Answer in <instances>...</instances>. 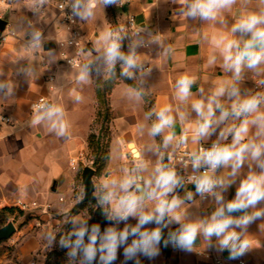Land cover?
<instances>
[{
  "label": "crops",
  "instance_id": "0c3cea01",
  "mask_svg": "<svg viewBox=\"0 0 264 264\" xmlns=\"http://www.w3.org/2000/svg\"><path fill=\"white\" fill-rule=\"evenodd\" d=\"M262 9L264 3L261 0H237L230 9L222 10L217 20L201 21L186 18L179 0H130L123 9H118L116 22L92 20L93 52L85 56L84 64L88 66L89 75L81 81L78 76L84 65L69 68L59 58L52 56L57 47L45 52L43 47L35 50L30 45L34 31L47 30L42 38L43 45L52 41L55 46L58 40L67 37V31L59 30L48 20L35 15L33 0H13L1 7L3 18L15 35L0 44V83L6 85L4 90H0V117L8 120L0 122V212L5 207L18 208L17 202L25 201L50 205L53 211L62 216L60 221L36 210L37 214L32 216H40L43 221L38 224L40 229L35 233L30 231L31 224L17 229L14 237L21 238V241L15 253L20 256L22 264L36 263L33 257L44 244L42 236L48 232L53 239L68 221L70 211L84 200L82 172L86 166L82 167L79 163L91 152V134L107 146L108 151V160L100 175L92 166L95 170L93 182L96 177L102 190H111L118 197L123 194L119 184L124 178L139 177L129 191L142 196L138 186H143V194L151 191L147 181L152 177L161 154L166 155L176 146L175 141L167 148L163 146V136L173 129H165L164 133L155 137L149 135L151 125L157 120L156 112L161 108L168 106L172 109L176 118L175 128H179L176 136L188 130L193 147L199 142H214L223 128L232 123L239 124V120L229 118L211 137L193 143L191 128L198 118L191 104L197 99H206L219 85L233 83L232 72L223 68L219 41L221 37L248 39L247 35L232 33L231 29L243 15L259 13ZM127 15L135 18L141 30L139 36L122 40V51L128 54L134 47L139 60V67L133 69L132 78L122 74L120 62L114 70H109L103 57V34L108 30H122L124 37ZM83 28L88 33L89 29L84 25ZM213 56L216 60L210 63ZM182 75L195 77L191 86L192 95L186 101L178 99L176 92V81ZM49 76H54L55 81L49 82ZM106 81L112 83L107 94L109 127L105 131H97L93 129L99 112L97 85ZM261 81H264V64L256 70L244 68L236 87L242 98L246 94H264V83L257 86ZM41 96L48 97L54 105L63 109V120L67 124L64 136L57 135L47 120L32 124L36 114L32 104ZM77 96L80 97L79 101L75 99ZM221 100L226 107L231 102L226 97ZM261 110L264 111V105H261ZM181 116L184 118L181 119ZM254 132L255 128H250L249 135ZM231 139L229 135L222 143H231ZM72 160L78 162L75 169L71 165ZM141 162L146 165L142 170L137 167ZM80 188L82 190L78 192ZM182 193H176L175 189L170 194L169 199L175 196L183 203L166 218L165 223L173 215H180V221L166 227L159 225L169 246L172 244L170 233L176 232L182 223L199 222L212 214L208 202H201L197 194L195 198L187 199L183 198ZM116 203L114 198L108 204L112 216ZM155 203L154 198L145 195L142 211L150 212ZM257 207L264 208V202ZM84 216V212H81L73 218V231L85 225ZM137 223L136 216H129L126 224L111 219L97 241V264H169V257L164 254L160 242L155 255L137 250L130 257L126 256L125 249L136 238L133 235L126 241L118 242L114 259L101 258L107 255V249L102 248L101 244L105 242L109 228L119 233L126 226L131 229ZM156 227L158 225L153 222L143 225L141 230ZM243 235L251 244L245 256L246 264H264V219L251 223ZM198 251L213 252L217 256L221 253L216 237L207 239L199 234L190 251L182 249L176 254L174 264H211L209 259L197 256Z\"/></svg>",
  "mask_w": 264,
  "mask_h": 264
},
{
  "label": "clouds",
  "instance_id": "9594fccd",
  "mask_svg": "<svg viewBox=\"0 0 264 264\" xmlns=\"http://www.w3.org/2000/svg\"><path fill=\"white\" fill-rule=\"evenodd\" d=\"M37 2L43 5L47 0H37ZM117 2L118 0H69L72 14L81 19L92 17L98 3L108 6L117 4ZM261 2L264 3V0ZM179 3L183 6V15L186 18L215 21L220 17L222 10L230 9L237 3V0H179ZM121 31L108 30L103 34V57L109 70H114L115 65L120 62L122 63V74L132 78L133 69L139 67V60L134 47L128 54L122 51ZM231 31L249 37L246 40L221 37L219 41L222 46L223 68L232 72L233 83L221 84L206 99H197L191 104L198 118L191 128L193 143L211 137L229 118L240 121L239 124L232 123L219 131L218 138L211 144V147H200L189 154L191 167L196 173L189 179L194 184L196 193L201 197L205 194L213 196L218 206L206 219L194 223H182L176 232L170 233L169 238L175 245L190 251L199 234L207 239L216 237L219 250H227L230 258L235 259L245 255L251 247L250 241L243 235L248 226L258 219H264V208L257 207L258 204L264 202V111L261 110V105H264V94H246L242 98L239 88L236 87V82L241 79L244 68L256 70L264 64V9L259 13L249 12L243 15L233 25ZM41 43V32L34 31L31 46L39 48ZM215 60V56L211 57L210 63H214ZM88 75V66L84 65L78 79L84 81ZM194 82L195 77L189 75H182L177 79L178 99L186 101L192 95L191 86ZM259 83H264V81ZM5 88L6 85L0 83V90ZM222 97L231 101L228 107L222 102ZM75 99L79 101L80 97L77 96ZM35 111L32 124H40L47 120L57 135L66 134L67 124L63 120L64 113L61 107L41 103L36 106ZM156 117V122L149 130L150 136L160 135L165 132V129H174L176 118L170 107L161 108L156 112ZM183 118L181 116V119ZM250 128H255L252 135H249ZM229 135L232 137L231 143H222ZM188 140V130H185L179 137L169 131L163 136V146L167 148L174 141L180 145H187ZM163 158L161 154L152 177L147 181L151 191L145 195L156 200L150 212L142 211L144 197L129 191L140 179L139 177H126L120 182L119 188L122 195L117 197L113 191L109 190L103 196L104 203L111 204L114 198L117 200L114 215L110 219L126 221L129 216H136L138 223L131 229L126 226L119 233L114 228H109L105 234V242L101 244L102 248L107 249V255L102 256V259H114L118 242L126 241L129 235L136 238L125 249L126 256L130 257L137 250H142L148 255H155L157 254L156 246L161 239L159 225L166 227L167 224L180 221V215H173L165 223L166 218L175 213L183 201L175 196L169 199L170 194L182 185V180L173 168L163 163ZM168 158L171 159V155ZM249 159L255 162L260 171L256 172L250 167L246 177L240 181L236 189L235 198L225 202L221 192L226 191L235 182L239 170ZM137 167L142 170L146 165L141 162ZM222 167L231 169L230 179L226 180L215 175L216 170ZM201 169L205 170L201 172ZM187 198H192L191 192L188 193ZM236 212L242 215L234 216L233 213ZM153 222L158 227L152 230H141L143 225ZM87 231L85 225L75 229L72 233L76 237L74 243H70L69 239H61L62 247L72 248L70 256H75L76 250L82 247L85 258L88 260L93 258L99 228L95 225L92 227L89 243L84 245V236Z\"/></svg>",
  "mask_w": 264,
  "mask_h": 264
},
{
  "label": "built area",
  "instance_id": "2783aa9c",
  "mask_svg": "<svg viewBox=\"0 0 264 264\" xmlns=\"http://www.w3.org/2000/svg\"><path fill=\"white\" fill-rule=\"evenodd\" d=\"M11 1L13 0H0V20H5L3 18V13H1V7L9 4ZM129 3L130 0H118L117 4L113 5L118 9H123L124 6ZM33 9V13L35 15H38L41 19L48 20L59 30L67 31V37L56 42L60 62L72 69L80 68L81 66H83L85 64V56L87 54H91L90 47L92 46V38L85 32L81 18L72 14L69 0H47V2L43 5H39L37 0H33ZM123 30L125 31L123 38L126 41L133 39L134 37H137L141 34V30L138 27L135 18L131 15H127ZM37 31L41 32L43 38L47 30ZM14 35L15 34L10 31L9 24L7 23L5 29L0 35V44L5 43L8 40L9 36ZM42 47L43 40L41 46L34 49L41 50ZM48 81L54 82L55 77L49 76ZM257 86H262V83H257ZM41 103L54 105L51 99L46 96H41L32 104V110L35 111L36 106ZM0 122L5 123L8 122V120L4 116H1ZM212 143L213 142H199L195 147H193L189 140L187 145H180L175 142V148L166 154L165 164H168L171 168H173L176 171L178 177L182 180V185L176 188L178 192H181L183 189H187L188 191L196 193L195 186L189 179L192 175L196 174L191 167L189 154L200 147L209 148L211 147ZM169 155H171V159L168 158ZM77 164V160L71 161V165L74 169L76 168ZM204 170L205 169H201L200 171L202 172ZM218 171L219 169L216 170V176L218 174ZM192 186L194 187V190H189V188ZM196 194L201 202H209L215 200L213 196H209L207 194H205L204 197H201L198 193ZM16 205L24 213L41 210L44 215H49L52 218L50 205H42L38 202L27 203L25 201H18ZM121 222L126 224L127 220H121ZM130 236L131 235H129L128 237ZM170 247L173 253L179 254L182 251V248L175 245L174 243H172ZM224 252L228 251H221V256H217L213 252L198 251L197 256L209 259L211 261V264H227L230 261L234 262V264H246L245 256L247 253L238 258L231 259L230 257H224ZM30 264L36 263L32 262Z\"/></svg>",
  "mask_w": 264,
  "mask_h": 264
},
{
  "label": "rangeland",
  "instance_id": "374dc122",
  "mask_svg": "<svg viewBox=\"0 0 264 264\" xmlns=\"http://www.w3.org/2000/svg\"><path fill=\"white\" fill-rule=\"evenodd\" d=\"M117 11L118 8H116L114 5H108V6H104L100 3L97 4V7L94 10V14L92 17L87 18V19H81L83 22V25L88 28V33L87 35L90 36L91 38L93 37V25H92V20H97L98 22H103L106 21L107 19L109 20V22L113 23L116 22V18H117ZM90 51L93 52V46L90 47ZM90 52V53H91ZM52 56L54 58H59V53L58 50L54 51L52 53ZM109 122L108 120H103V118H100L99 120H96L95 124L93 125V129L97 130V131H105L108 127H109ZM217 140V139H216ZM94 157L92 155V152H88L87 155L84 156L83 161H81L79 163L80 166H90L92 167V161L94 160ZM163 159H166V155L163 154ZM250 167L252 170L259 172V168L256 167L255 162L251 161L250 159L247 160L245 162V164L243 165V167L239 170L238 175L235 177V182L232 183L226 191H222L221 194L224 198V201L227 202L231 199L235 198V193H236V189L239 186L240 181L246 177L247 173L250 170ZM231 169L230 168H219L217 177H221L224 179H230L229 173H230ZM94 182L96 185V197L98 196L99 192L102 190L101 189V185L98 182V179L95 177L94 178ZM81 188L78 189V192H81ZM219 191V189H218ZM182 194H183V198H187V195L189 192L187 189H183L182 190ZM192 193V198L196 197V193L195 192H191ZM188 199V198H187ZM86 202H90L87 203L85 205V208L82 212H84L85 216V222L88 224L89 228L87 233L84 236V245H87L89 243V236L91 234L92 231V227L98 226L99 228V232L101 230V224H102V216L100 217H96L93 213L95 212L96 209V205L97 202H93V201H86ZM39 203V202H38ZM43 204V203H42ZM209 206H210V211H212V213L215 211V209L217 208V202L216 200L210 201L208 202ZM51 210V214H52V218L58 219V220H62V216L58 215L55 211ZM112 213V212H111ZM37 214L36 211L33 212H25L24 216H12L9 217L6 221L7 223L12 221L16 228L19 229L22 226H20V224H22L24 221L27 222V224H31L30 226V231L32 232H36L37 229H40V224L43 223V221L40 219V216L33 217L32 215ZM112 216V215H111ZM129 219V217H128ZM35 220V221H34ZM81 221V220H80ZM99 221V222H98ZM6 223V224H7ZM110 223H111V219H110ZM109 223V224H110ZM129 220H128V224H129ZM39 224V225H38ZM70 225V229H67V226ZM18 232V230H17ZM61 232L60 236H57V234ZM98 232L97 234V239L94 245L95 248V252H94V256L91 260H88L85 258L84 252L82 247L80 249L76 250V255L75 256H70L69 253L72 251L71 247H62L60 244L61 239H69L70 243H74L76 237L74 235H72L73 233V219L72 221H67L61 228L60 230L56 233V235L54 236L53 239H51L52 237H50L51 235H49V233H45L42 237L43 243L40 246V249L38 251V253L36 255H34V259L36 261V264H57L60 260H64L65 264H97V241L99 239V236L101 235ZM16 235V233L9 239V240H5V241H1L0 243V264H22L21 263V258L20 256L15 253L17 245L20 243L21 238L19 239H15L16 237H14ZM52 240V241H51ZM172 256V257H171ZM168 259L169 264H174V261L176 260V253H172ZM218 256H221V253H218ZM103 263V262H102Z\"/></svg>",
  "mask_w": 264,
  "mask_h": 264
},
{
  "label": "trees",
  "instance_id": "16d2710c",
  "mask_svg": "<svg viewBox=\"0 0 264 264\" xmlns=\"http://www.w3.org/2000/svg\"><path fill=\"white\" fill-rule=\"evenodd\" d=\"M112 88L111 81H106L104 83H99L97 85V98L99 102V112L97 120L100 118H103V120H109V107L107 104V94ZM89 148L92 152V155L95 156L94 160L92 161V166L96 170L97 175H100L103 171V169L106 166L107 160H108V151L107 146L102 145L97 137L94 134H91L89 137ZM163 163H165V160H163ZM178 191L176 190V193ZM104 190H101L97 196V204L95 212L93 213L96 217H103L102 218V226L100 230V234L104 233L106 227L110 223V217H111V210L108 205V203H104L102 198L106 194ZM90 202H86L84 200L77 203L74 208L69 213L68 222L72 221L74 217L79 215L85 208V205ZM24 216V212L19 210L15 207H5L0 212V228L4 226L7 223V219L12 216ZM99 222V221H98ZM27 222L24 221L20 226L26 225ZM85 226L87 229L89 228L88 224L85 222ZM67 229H70V225L67 226ZM61 232L57 234V236H60ZM1 243V242H0ZM57 264H65L64 260H60Z\"/></svg>",
  "mask_w": 264,
  "mask_h": 264
},
{
  "label": "water",
  "instance_id": "95a60500",
  "mask_svg": "<svg viewBox=\"0 0 264 264\" xmlns=\"http://www.w3.org/2000/svg\"><path fill=\"white\" fill-rule=\"evenodd\" d=\"M6 24H7V22L5 20H0V35L2 34L3 30L5 29ZM55 48H56L55 43L52 41L46 42L43 45V50L45 52L53 51V50H55ZM172 132H174L175 135H177L179 133V128L177 129V127L176 128L174 127ZM134 153H135V155H137V152L134 151ZM94 175H95V170L92 167L86 166L83 169L82 182H83V186H84V198H83L84 201L97 202V197L94 194V192H95V185L93 182ZM189 190H194V187L193 186L190 187ZM138 191L143 197H145V194H143V186L142 185L138 186ZM233 215H235V216L242 215V213L236 212V213H233ZM16 231H17V228L12 221H10L7 224H5L4 226H2L0 228V242L5 241V240H9L16 233ZM196 240H197V238H196ZM160 244H161V247L163 249L164 254L167 257H170L172 254V251H171L170 246L167 242V239L164 235L163 229H161ZM223 256L227 257V258L230 257L229 252H224Z\"/></svg>",
  "mask_w": 264,
  "mask_h": 264
}]
</instances>
